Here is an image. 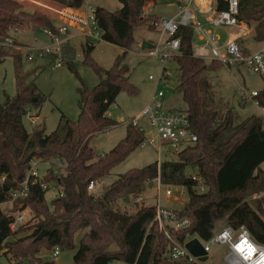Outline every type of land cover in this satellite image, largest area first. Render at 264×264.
Segmentation results:
<instances>
[{"label": "trees", "instance_id": "16d2710c", "mask_svg": "<svg viewBox=\"0 0 264 264\" xmlns=\"http://www.w3.org/2000/svg\"><path fill=\"white\" fill-rule=\"evenodd\" d=\"M74 8L83 0H53ZM121 7L109 11L96 6L95 23L100 40L118 46V54L110 68L104 69L91 58L95 44L85 40L82 44L84 62L98 76L97 84L89 89L82 82L78 90L79 114L76 120L64 115L56 128L45 133L43 128L28 131L23 118L38 110L44 101L29 73H23L18 50L0 47V62L10 56L14 62L16 93L0 104V203L7 201L26 178L32 161L52 160L53 168L44 176L29 179L23 198L12 202L9 213L0 209V252L30 264H59L55 260H42L37 254L57 247L75 249V233L86 230L78 240L73 255L74 264H108L121 261L127 264H193L187 258L170 259L171 243L154 221L156 207H137L132 212H121L119 198L136 199L154 181L163 185L183 186L187 203L178 210L190 224L182 230H170L171 237L182 244L197 237L208 241L225 226L245 227L251 237L264 244V120L252 115L236 123L231 109L221 119L216 112H203L198 91L203 70H214L221 65L206 61L193 53L194 33L189 26H179L172 38L179 39V50L170 59L178 71L176 91L181 94L196 141L176 153V160L154 161L141 168H131L102 186L98 196L90 193V182L102 181L111 169L138 148L143 134L129 121L126 132L108 152L97 155L90 145L95 133L118 124L107 115L109 106L121 91L133 96L137 88L131 83L129 68L123 62L133 43L136 26L156 29L158 17L143 14V9L155 0H118ZM218 10L226 4L216 0ZM237 19L242 23L256 24L254 40H264V0H238ZM25 25L33 28H54L56 24L40 11L26 10L17 0H0V40L11 37ZM243 53L249 52L240 42ZM62 58H74L70 43L61 45ZM238 68V67H237ZM264 109V85L252 96ZM37 116L36 114H34ZM60 166H56L55 163ZM263 165V166H262ZM186 167L195 169L206 186L204 193L193 189L195 181ZM1 177L3 179L1 180ZM53 183L59 187L57 199L50 210L43 185ZM261 195L251 199V195ZM30 209L34 223L11 231L13 213ZM225 225L216 228V222ZM29 233L15 237L22 231ZM46 234L36 237L42 232ZM115 250H109L111 244Z\"/></svg>", "mask_w": 264, "mask_h": 264}, {"label": "rangeland", "instance_id": "374dc122", "mask_svg": "<svg viewBox=\"0 0 264 264\" xmlns=\"http://www.w3.org/2000/svg\"><path fill=\"white\" fill-rule=\"evenodd\" d=\"M22 6L29 11H40L46 14L57 25L64 24L68 29L69 43L74 49V58L72 61L63 60L60 68L52 69V60L46 56H39L38 48L49 46L52 42L46 35L44 29L35 27L32 30L23 28L12 32L14 39L12 49L18 50L20 55V66L23 73H29V78L33 79L39 92L44 96V101L35 117V122L30 123L26 117L23 118V124L28 131L32 128H43L45 133L52 132L60 119V115H64L70 120H76L79 114L78 90L81 82L89 89L93 88L98 82V76L90 65L84 62L82 44L85 38L80 34V30L68 19L63 17V13H72L74 15H84L87 3L92 7H102L109 11H114L121 7L118 0H83V2L74 7L68 8L65 5L57 3L53 0H17ZM179 0H155L152 8L148 13L154 14L158 18H171L176 16L178 12ZM208 10L203 11V13ZM156 29L148 30L145 25L136 26L133 29V43L127 51L123 62L129 68V76L131 83L137 88V93L133 96L128 95L125 91H121L115 101L109 106L108 116L117 120L118 124L103 131L95 133L90 140L91 147L94 148L97 155H102L113 148L116 143L124 137L126 132V124L134 120L139 127L145 132L149 131L147 116L144 109L151 102L157 91L163 92L162 103L166 110L184 109L185 105L182 101L181 94L175 89L177 85V68L176 64L171 60H161L159 57L150 55V49L142 47L144 42L151 43L153 46L164 43L166 36L159 32L158 23L156 21ZM245 28L246 35L243 36L244 44L248 46L251 52L257 50L263 41L254 40V32L256 24L254 22L244 23L241 25ZM32 27V26H29ZM234 27V28H233ZM236 26L219 27L215 31L220 42L227 40L230 29L238 30ZM232 31V32H233ZM61 35V38L67 37ZM91 52V58L97 62L102 68L108 69L112 66L115 57L121 54L122 50L113 44L97 40ZM26 47L34 49V59L27 60ZM193 53L195 56L204 57L207 53L201 52L196 48V42H193ZM208 61V60H206ZM209 62V61H208ZM239 68V69H238ZM234 67L221 65L214 70H203L200 73L198 91L201 97V109L203 112H216L217 118L221 119L228 109L232 110L234 122L238 123L252 115L261 116L264 120L263 108L256 104L250 97V92L260 90L264 85V79L257 74L252 73L246 67ZM164 71L168 75L166 83H159L158 78ZM153 79H149V77ZM15 69L14 62L10 56H5L0 62V104L7 97L12 98L16 93ZM245 96V99L242 97ZM33 112V113H32ZM32 114H36L33 109ZM177 156L174 152H163L158 155L154 149L150 147L136 148L123 161L115 165L109 175L103 180V185L109 184L119 174L131 169L141 168L154 161L176 160ZM263 166V165H262ZM52 160H38L35 162L34 170L38 177L44 176L49 168H53ZM186 173L196 174L195 169L186 167ZM172 191L171 196L165 195V190ZM59 187L53 183L47 184L45 191V201L51 210L53 202L58 197ZM183 191L184 194L179 198H175L177 192ZM264 195V194H261ZM261 195L253 194L251 199ZM156 196L159 199H156ZM131 200L132 196H128ZM187 194L180 186L163 185L158 181H154L151 186L146 187L144 192L140 194L138 200L140 205L155 206L159 205L169 208L183 209L187 203ZM12 204H7L1 208L10 211ZM123 203H118L121 212H132L136 208ZM17 213V212H16ZM23 216V226L34 223L32 212L25 209L21 212ZM225 225L224 220L216 222V228ZM86 230H80L75 233L74 242L75 249L62 250L58 248V255L52 256V250H41L37 256L42 260H55L59 264H74L73 255L78 247V240ZM29 233L28 230L22 231L15 237ZM193 238V237H191ZM109 250H115L116 246L112 243ZM227 247L221 244H212L207 253L208 258L200 262V264H227L225 255ZM0 264H30L28 261L18 262L16 259L7 254L0 252ZM108 264H127L121 261H112Z\"/></svg>", "mask_w": 264, "mask_h": 264}, {"label": "built area", "instance_id": "2783aa9c", "mask_svg": "<svg viewBox=\"0 0 264 264\" xmlns=\"http://www.w3.org/2000/svg\"><path fill=\"white\" fill-rule=\"evenodd\" d=\"M226 4V9L218 10L216 8V0H179L178 12L176 16L171 18H158L157 25L159 32L166 36V39L161 45H154L150 49L149 54L159 57L161 60H168L179 50V39L172 38L176 33L179 26H189L194 33V40L196 42V48L201 52L207 54L202 57L208 61H214L220 65H226L228 67H246L252 73L257 74L264 79V43L260 47L251 52L243 53L242 47L239 45V39L246 35L245 28L241 25L237 19L238 15V0H221ZM152 8V4L149 3L143 9V14H147ZM208 12L203 13V11ZM95 8L87 3V8L84 15H74L72 13H63V17L67 18L71 24L77 26L80 30V34L89 42H95L100 40V32L98 31L95 23ZM224 26H236L238 27V35L233 38H228L224 42H220L217 32L215 31L219 27ZM17 31V30H15ZM46 35L50 38L51 44L47 47L38 48L37 53L39 56H46L53 62L52 69L60 68L63 65V58L61 52V45L68 43L70 37L68 29L64 24L56 25L54 28H44ZM61 35H67V37L61 38ZM13 37H6L0 40V47H13ZM27 60L34 59V49L26 47ZM149 79H153L151 76ZM168 75L162 71L158 81L159 83H166ZM257 91H251L250 97L256 95ZM163 92L157 91L153 96L151 102L144 109V113L147 116L149 125V131L145 132L142 127H139L134 120H131V124L138 127L143 134V140L139 144L138 148L150 147L154 149L158 155L163 152L181 151L188 145H192L196 141V135L191 131L187 114L183 109L166 110L162 103ZM245 99V96L242 97ZM264 112V109H263ZM35 115L30 112L27 113V117L30 123L35 122ZM56 166H60L59 163H55ZM35 161L31 162V166L27 171V175L21 186L11 193L9 200L0 203V209L9 213L6 209H2V206H6L8 203L16 199L23 198L28 190L29 179H36L38 175L34 170ZM192 181H195L193 189L196 193H204L206 186L203 178L197 174H191ZM3 177H1V180ZM159 182V181H158ZM160 183V182H159ZM102 181L90 182L87 186V190L94 194L100 195L102 192ZM47 185H43L46 188ZM182 189H186L180 186ZM59 195L61 193H58ZM183 191H179L176 194V199L183 195ZM166 196H171L172 191L170 189L165 190ZM158 200L159 197L156 196ZM123 203L126 207L136 208L140 205L138 197L136 199H130L129 197H120L119 203ZM156 212L154 221L158 224L165 237L171 243V248L168 253L170 259L187 258L190 263L200 264V261L196 257L192 256L185 248V243L189 240L186 239L182 244L175 241L171 235L170 230H182L189 226L190 221L186 216H182L176 208H169L156 203ZM13 220L10 222L9 228L11 231H15L23 223V216L21 212L13 213ZM204 250L208 253L212 244H221L227 247V253L225 255V261L227 264H264V244L256 242L250 235L249 231L240 226L237 229L225 226L219 231L215 232L208 241H201ZM58 255V248L52 249V256Z\"/></svg>", "mask_w": 264, "mask_h": 264}, {"label": "water", "instance_id": "95a60500", "mask_svg": "<svg viewBox=\"0 0 264 264\" xmlns=\"http://www.w3.org/2000/svg\"><path fill=\"white\" fill-rule=\"evenodd\" d=\"M142 47L151 49L153 48V45L151 43L144 42ZM45 234L46 231L44 230L36 237V239L42 238ZM184 246L192 256L197 258L198 261L203 262L208 258L206 251L197 237L190 238Z\"/></svg>", "mask_w": 264, "mask_h": 264}, {"label": "crops", "instance_id": "0c3cea01", "mask_svg": "<svg viewBox=\"0 0 264 264\" xmlns=\"http://www.w3.org/2000/svg\"><path fill=\"white\" fill-rule=\"evenodd\" d=\"M179 2V1H178ZM178 2H177V4H178ZM242 24H244V23H242ZM26 28L27 29H29L28 31H30V30H32V28L33 27H29V26H26ZM234 28V27H233ZM233 28L232 29H230L228 32L230 33L229 35H227V39L228 38H233V37H235L236 35H238V30H234L233 31ZM235 28H238V27H235ZM233 31V32H232ZM243 37V36H242ZM240 38L239 39V42L244 46V47H247L248 48V46H246L245 44H244V40H243V38ZM248 50L249 51H251L249 48H248ZM239 69V68H238ZM253 91H256V90H253ZM40 109V108H39ZM39 109L36 111V110H33L35 113H36V115H38V111H39ZM262 109V108H261ZM33 113V112H32ZM107 115H109L108 114V112H107Z\"/></svg>", "mask_w": 264, "mask_h": 264}]
</instances>
